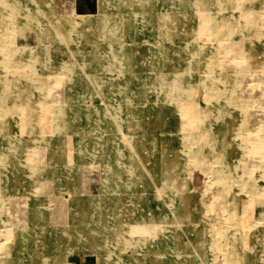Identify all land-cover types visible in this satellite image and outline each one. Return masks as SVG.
I'll list each match as a JSON object with an SVG mask.
<instances>
[{
    "label": "rangeland",
    "instance_id": "rangeland-1",
    "mask_svg": "<svg viewBox=\"0 0 264 264\" xmlns=\"http://www.w3.org/2000/svg\"><path fill=\"white\" fill-rule=\"evenodd\" d=\"M0 264H264V0H0Z\"/></svg>",
    "mask_w": 264,
    "mask_h": 264
},
{
    "label": "bare ground",
    "instance_id": "bare-ground-1",
    "mask_svg": "<svg viewBox=\"0 0 264 264\" xmlns=\"http://www.w3.org/2000/svg\"><path fill=\"white\" fill-rule=\"evenodd\" d=\"M168 16V15H167ZM173 15H170V17H172ZM175 17V16H174ZM174 17H172V18H174ZM229 20V19H228ZM176 23V22H175ZM174 23V24H175ZM206 26H207V24H206ZM200 27V26H199ZM203 27V26H202ZM209 28V27H208ZM201 29V28H200ZM199 31V30H198ZM168 35V34H167ZM228 53H230L229 54V56H231V54L233 55L234 53H235V49H231L230 51H228ZM212 57V56H211ZM211 57H209V59H211ZM242 65H243V63L241 64V66H238V65H236L235 64V66H234V68L232 69V71L231 70H229V71H231L232 73V77L231 78H233V82L234 83H238L239 81V75H241L242 74V72L244 71L243 69H242ZM231 67V66H230ZM244 67V66H243ZM246 68H250L251 69V66L249 67H246ZM250 69H248V71H250ZM225 70H226V68H225ZM228 70V69H227ZM226 70V71H227ZM241 70V71H240ZM246 70V69H245ZM236 90H237V93H238V96H236L237 94H236ZM240 90V91H239ZM243 90V89H242ZM245 94V93H244ZM243 95V91H241V89L240 88H238L237 89V87L235 86L234 87V89H233V87H232V90H230V92L229 93H227V98L226 99H228V101L230 102V103H232V102H234V103H236V101H238L239 99H240V97ZM244 100H246L245 98H244ZM243 100V101H244ZM247 102V101H246ZM252 102V101H251ZM253 103V102H252ZM249 106V105H248ZM234 107V106H233ZM243 107V106H242ZM226 108V107H225ZM223 109H224V107H223ZM242 112V111H241ZM240 113V112H239ZM242 121V120H241ZM240 123V125H242V123L241 122H239ZM240 141V140H239ZM235 143V142H234ZM243 143L241 142V144H240V146L242 145ZM237 147V146H236ZM252 150V149H251ZM242 163V162H241ZM230 174V173H229ZM233 174V173H232ZM220 177H222V176H220ZM228 178V177H227ZM221 181V180H220ZM221 185H222V187L225 189V190H227V188L225 187V181H222V183H221ZM222 190V189H221ZM227 193V192H226ZM229 193V192H228ZM235 213V212H234ZM236 214V213H235ZM234 217V216H233ZM234 219V218H233ZM232 219V220H233ZM239 219H240V217H239ZM235 220H237V217L235 218ZM241 225V224H240ZM238 227V226H237ZM237 232V231H236ZM236 234V233H235ZM235 242V241H234Z\"/></svg>",
    "mask_w": 264,
    "mask_h": 264
}]
</instances>
